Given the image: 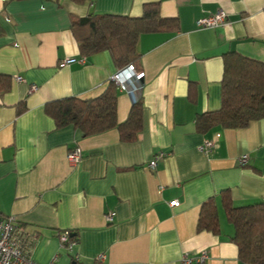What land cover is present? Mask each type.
I'll use <instances>...</instances> for the list:
<instances>
[{
  "label": "crops",
  "instance_id": "obj_1",
  "mask_svg": "<svg viewBox=\"0 0 264 264\" xmlns=\"http://www.w3.org/2000/svg\"><path fill=\"white\" fill-rule=\"evenodd\" d=\"M147 3L178 27L141 34L140 91L117 88L118 122L135 100L143 105L135 140H121L115 128L83 136L73 125L57 127L46 103L97 96L121 69L107 50L80 54L72 18L139 17ZM218 11L226 14L223 24L197 25ZM230 52L264 62V0H0V75L7 84L0 91V215L25 226L34 263L181 264L184 253L205 251L204 264H243L221 192L229 191L235 206L264 203V116L206 133L194 124L198 114L220 107ZM205 141L213 147L204 153ZM75 147L81 158L71 165ZM210 197L217 232L198 228ZM66 232L71 247L61 243Z\"/></svg>",
  "mask_w": 264,
  "mask_h": 264
},
{
  "label": "trees",
  "instance_id": "obj_2",
  "mask_svg": "<svg viewBox=\"0 0 264 264\" xmlns=\"http://www.w3.org/2000/svg\"><path fill=\"white\" fill-rule=\"evenodd\" d=\"M177 27L175 18L161 17L158 5L147 3L143 15L139 17L111 13H89L83 17H74L70 30L81 55L107 50L118 68L132 64L139 71V55L136 52L139 36L149 32H173ZM4 80L5 77L0 75V91L7 86ZM116 101L117 87L113 81H109L97 96L66 97L46 103L44 108L57 127L73 125L83 136L115 128L121 140H135L141 129L143 105L139 99L135 100L127 118L118 122ZM263 116L264 62L234 52L225 54L221 105L216 110L198 114L194 120L196 130L206 133L214 126L243 128L250 121ZM221 202L227 221L234 228L232 242L237 247L241 263L264 264V203L235 206L227 190L221 192ZM198 228L218 231L214 197L208 198L201 205ZM68 238L74 240L70 235Z\"/></svg>",
  "mask_w": 264,
  "mask_h": 264
},
{
  "label": "built area",
  "instance_id": "obj_3",
  "mask_svg": "<svg viewBox=\"0 0 264 264\" xmlns=\"http://www.w3.org/2000/svg\"><path fill=\"white\" fill-rule=\"evenodd\" d=\"M225 20L226 14L223 11H218L213 15L200 19L197 25L202 28H213L223 24ZM73 61L74 59L69 58L63 63L67 64ZM142 76V72H138L132 64H129L114 73L111 80L120 91L137 95L141 88L140 79ZM16 79L17 81H22L20 77H16ZM32 88L34 89V86H32ZM212 147V141H205L203 145L199 147V150L205 153L209 152ZM159 156H163V153H159ZM80 158L81 151L76 147L70 150L67 155V160L71 165L78 163ZM239 162L241 165H245L247 162V155H243ZM155 164L156 161L153 159L149 163V167L152 169L155 167ZM170 204L172 206H177L178 201H172ZM106 219L111 222L113 219L112 214H108ZM32 239L29 232L19 225L15 217L0 216V264H36L31 259ZM60 240L64 246L71 247L73 244V241L69 240L67 232L61 234ZM206 259L207 254L205 251L194 257L184 253L181 257V264H204ZM98 260L102 261L103 256L100 255ZM50 264H55V260Z\"/></svg>",
  "mask_w": 264,
  "mask_h": 264
},
{
  "label": "water",
  "instance_id": "obj_4",
  "mask_svg": "<svg viewBox=\"0 0 264 264\" xmlns=\"http://www.w3.org/2000/svg\"><path fill=\"white\" fill-rule=\"evenodd\" d=\"M140 83H142V79H140ZM141 85V84H140ZM135 96V95H134Z\"/></svg>",
  "mask_w": 264,
  "mask_h": 264
}]
</instances>
